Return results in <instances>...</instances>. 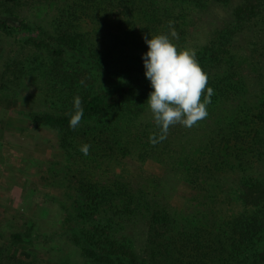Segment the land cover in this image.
I'll return each instance as SVG.
<instances>
[{"label":"trees","instance_id":"obj_1","mask_svg":"<svg viewBox=\"0 0 264 264\" xmlns=\"http://www.w3.org/2000/svg\"><path fill=\"white\" fill-rule=\"evenodd\" d=\"M27 1L0 0V27L25 32L33 51L45 55L41 65L30 59L26 67L44 78L51 110L9 117L4 127L22 133L29 124H45L61 132L64 147L80 167L73 176L79 222L68 212L65 224L83 223L75 240L85 257L96 264H264V138L260 132L250 136L243 131L248 112L232 102L238 103L246 78L228 67L225 50L216 48L226 38L222 33H239L252 19L263 17L264 0H239L235 19L196 51L214 89L208 116L191 128L171 126L165 140L144 150H153L162 161L167 155L172 168L191 183L193 194L203 191L209 197L204 209L208 200L187 198L185 208L177 209L148 186L135 187L123 177L99 178L93 168L130 151L134 143L148 146L151 135L159 136L156 123L135 125L153 90L145 75L144 36L169 33L168 22L173 21L178 33L173 42L186 46L188 9L231 0H54L53 30L23 17L20 8ZM76 96L84 116L73 130L69 114L75 111ZM255 118L251 120H264V112ZM84 144L91 146L87 156L80 151ZM259 162L261 170L254 169ZM222 200L235 204L231 211L218 210ZM128 223L142 226V245L140 236L125 232ZM13 237L19 243L0 247V264H25L21 256L31 264L34 257L22 246V232ZM143 244L152 262L140 255Z\"/></svg>","mask_w":264,"mask_h":264},{"label":"rangeland","instance_id":"obj_2","mask_svg":"<svg viewBox=\"0 0 264 264\" xmlns=\"http://www.w3.org/2000/svg\"><path fill=\"white\" fill-rule=\"evenodd\" d=\"M209 3L202 8L188 9L183 22L188 40L186 46L177 45L178 49L202 50L213 41L216 29L235 19L239 0ZM55 7L54 0H29L20 10L30 22L53 30ZM222 34L226 38L218 41L216 48L225 50L224 60L229 63L226 65L237 68L246 78L243 89L238 90V103L232 104L242 105L248 112L249 120L242 123L243 131L250 136L260 132L264 138V120H251L264 112V16L252 19L239 33ZM27 38L29 35L25 32L0 27V247L19 243L13 234L20 231L22 246L34 257L31 264H96L85 257L81 244L75 240L77 227L81 229L83 223L77 227L65 224L68 212L72 213L73 221L79 222L73 204L76 191L73 176L79 173L80 167L64 147L61 132L45 124H29L22 133L4 127L9 117L26 118L32 111L51 110L45 100L44 78L26 67L31 66L30 59L41 65L46 61L45 55L34 52ZM245 115L241 112V116ZM153 123L148 105L135 125L144 128ZM135 125L132 124V129L139 130ZM145 144L138 147L134 143L130 151L118 152L99 167H92L95 176L123 177L135 187L148 186L177 209L185 208L187 198L192 200L195 196L199 201L208 200L203 209L209 205V197L203 191L193 194L191 183L172 168L167 155L162 161L153 150L144 151L152 145ZM261 168L259 162L254 169ZM224 200L218 210L231 211L235 204ZM26 226L31 229H25ZM141 229L138 224L128 223L125 232L140 236L142 245ZM144 246L139 250L140 255L150 261ZM21 257L29 262L27 256Z\"/></svg>","mask_w":264,"mask_h":264},{"label":"clouds","instance_id":"obj_3","mask_svg":"<svg viewBox=\"0 0 264 264\" xmlns=\"http://www.w3.org/2000/svg\"><path fill=\"white\" fill-rule=\"evenodd\" d=\"M171 31L144 36L148 45L143 55L145 75L151 83L152 91L147 103L156 125L160 128L159 136L151 135L150 143L155 145L168 136L171 126L180 124L191 128L208 116L207 105L211 103L214 89L208 86L209 77L198 63L194 49H178L173 42L178 39V33L172 27ZM73 113H70L69 127L75 130L84 116L82 100L74 97ZM89 144L80 147L87 156Z\"/></svg>","mask_w":264,"mask_h":264}]
</instances>
